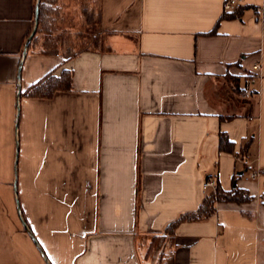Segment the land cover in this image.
<instances>
[{
    "label": "crops",
    "instance_id": "obj_1",
    "mask_svg": "<svg viewBox=\"0 0 264 264\" xmlns=\"http://www.w3.org/2000/svg\"><path fill=\"white\" fill-rule=\"evenodd\" d=\"M35 3L0 0V264H264V174L247 177L264 168V0L234 19L223 0H96L101 50L34 48L18 73ZM62 70L71 91L21 98L16 127L18 91ZM207 179L253 200L164 233Z\"/></svg>",
    "mask_w": 264,
    "mask_h": 264
},
{
    "label": "trees",
    "instance_id": "obj_2",
    "mask_svg": "<svg viewBox=\"0 0 264 264\" xmlns=\"http://www.w3.org/2000/svg\"><path fill=\"white\" fill-rule=\"evenodd\" d=\"M96 0H87V7L81 6L74 18L73 26L63 27L58 23L57 15L62 0H39L37 28L33 35L28 50L35 48L40 55H60L63 62H66L85 51L101 50L100 41L95 38L98 32L101 33V23L98 12L92 10L91 5ZM240 10V8L238 9ZM224 14L220 19H234L237 11ZM73 17L69 19L72 21ZM34 21V19H33ZM33 25L29 31L31 33ZM27 40V39H26ZM71 71L62 70L59 75L50 73L43 79L29 86L25 91L20 92L21 98H36L50 100L55 93L71 91ZM232 143L225 134L218 135V150L224 153H232ZM247 144L242 146V150ZM233 183V179H232ZM259 199L264 202V184ZM253 200V197L246 190L239 189L232 185L228 191H223L217 185L213 191H208L198 208L194 212L179 215L164 228V233L172 235L173 228L181 222L201 221L210 217L214 212L217 203L224 204H245ZM26 229L29 230L25 224ZM30 231V230H29ZM170 241L172 238H169ZM154 247V245H153ZM151 251L152 252V248ZM154 249V248H153Z\"/></svg>",
    "mask_w": 264,
    "mask_h": 264
},
{
    "label": "rangeland",
    "instance_id": "obj_3",
    "mask_svg": "<svg viewBox=\"0 0 264 264\" xmlns=\"http://www.w3.org/2000/svg\"><path fill=\"white\" fill-rule=\"evenodd\" d=\"M95 3L96 1L91 5L92 10L94 11H96ZM87 4V0H62V2L59 3L60 8L57 15L58 23L63 27L73 26L72 24L74 23V18L77 14V11H79L81 6L87 7ZM72 17V21H69V19ZM102 37L103 34L100 32H98V34L95 36V38H97L99 41Z\"/></svg>",
    "mask_w": 264,
    "mask_h": 264
},
{
    "label": "built area",
    "instance_id": "obj_4",
    "mask_svg": "<svg viewBox=\"0 0 264 264\" xmlns=\"http://www.w3.org/2000/svg\"><path fill=\"white\" fill-rule=\"evenodd\" d=\"M241 6V0H223L222 10L225 13H230L237 10ZM259 69V65L255 64L252 66V70L257 71ZM249 94L244 93V97H248ZM264 174V168H254L248 173V179L250 181H257L260 176ZM216 187V183L212 179H207L203 182L202 188L204 191H213Z\"/></svg>",
    "mask_w": 264,
    "mask_h": 264
},
{
    "label": "water",
    "instance_id": "obj_5",
    "mask_svg": "<svg viewBox=\"0 0 264 264\" xmlns=\"http://www.w3.org/2000/svg\"><path fill=\"white\" fill-rule=\"evenodd\" d=\"M38 5H39V0H36V3H35V11H34L33 27H32L31 33L28 36L27 40L25 41V44H24V47H23L22 58H21V62H20V66H19L18 73H20V71H21L22 61H23L24 57L27 54V50H28L29 43H30L33 35L36 32V28H37V18H38ZM19 95H20V90L18 91V94H17L16 127H17L18 116H19ZM16 163H17V144H16V155H15V161H14L15 167H16ZM15 180H16V174H15ZM15 187H16V181L14 182V188ZM25 229H26V226H25ZM26 230L30 234V236H32L31 232L28 229H26Z\"/></svg>",
    "mask_w": 264,
    "mask_h": 264
}]
</instances>
